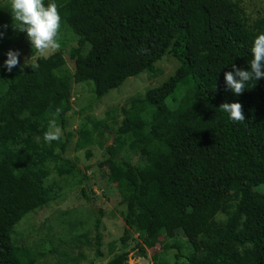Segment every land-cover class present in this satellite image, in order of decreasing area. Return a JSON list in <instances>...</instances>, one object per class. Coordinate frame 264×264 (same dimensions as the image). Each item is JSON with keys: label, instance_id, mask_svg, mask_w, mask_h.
Segmentation results:
<instances>
[{"label": "trees", "instance_id": "16d2710c", "mask_svg": "<svg viewBox=\"0 0 264 264\" xmlns=\"http://www.w3.org/2000/svg\"><path fill=\"white\" fill-rule=\"evenodd\" d=\"M55 1L61 21L79 37L70 51L72 75L62 71L60 52L8 72L3 64L10 49L23 43L31 54L35 50L26 32L14 30L10 10L0 7V264H25L10 233L53 199L43 186L50 163L60 175L82 174L76 163L61 159L70 133L51 144L43 138L50 119L67 126L70 79L92 81L99 99L127 78L153 72L168 48L179 62L174 73L120 108L115 129L106 118L81 127L76 149L93 144L95 136L115 135L99 164L118 183L123 245L133 230L152 246L168 224L182 220L197 238L188 254L177 246L173 264H264V193L254 189L264 185V78L236 96L224 76L233 64L250 70L264 17L249 26L232 0ZM176 96L184 110L172 114L167 101ZM236 101L243 106L242 123L219 109ZM124 149L144 161L133 164L121 156ZM220 213L222 221L216 220ZM100 218L94 221L97 246ZM103 264H128V255L120 252Z\"/></svg>", "mask_w": 264, "mask_h": 264}, {"label": "rangeland", "instance_id": "374dc122", "mask_svg": "<svg viewBox=\"0 0 264 264\" xmlns=\"http://www.w3.org/2000/svg\"><path fill=\"white\" fill-rule=\"evenodd\" d=\"M242 10V15L249 26L264 17V0H232ZM57 4V2L54 0ZM45 5L49 0H44ZM10 0H0V7L8 10ZM58 5V4H57ZM78 36L63 20L58 32L59 49L49 50L44 55L31 54L25 44L16 46L19 52V64L35 63L37 57L60 52L65 60L62 71L74 72V61L70 51L77 46ZM89 45L85 44L83 53ZM179 62L170 49L154 63L153 72H142L135 77L127 78L119 87L110 90L97 99L93 94L92 81L76 83L70 79L71 109L66 114L67 126L61 128L64 139L70 133L61 159L76 163L82 174H62L54 162L49 165L50 174L43 180L52 200L42 208L26 214L10 233L11 240L21 249V261L25 264H103L114 255L126 252L128 264H173L174 255L181 248L183 254L191 251V244L197 238L195 231L182 220L167 225L164 232L156 238L152 246L143 243L142 236L131 231L126 245L121 242L125 224L122 218L124 205L118 191V183L106 177V169L100 162L107 158L106 145L115 136L105 133L102 138L95 136L96 141L86 148L76 149V138L83 126H91L94 120L106 118L112 129L120 123L123 115L120 108H129L132 98L142 95L147 89L157 86L169 78ZM172 114L182 112L180 96L168 100ZM109 114L106 116V112ZM166 125L162 126L165 130ZM58 152V151H56ZM133 164L144 161L139 153L128 149L121 152ZM264 193V185L254 188ZM87 196V198H86ZM89 198V200H88ZM100 213L101 243L96 245V215ZM225 215L220 213L216 220L222 221ZM97 250L101 253L97 254Z\"/></svg>", "mask_w": 264, "mask_h": 264}, {"label": "clouds", "instance_id": "9594fccd", "mask_svg": "<svg viewBox=\"0 0 264 264\" xmlns=\"http://www.w3.org/2000/svg\"><path fill=\"white\" fill-rule=\"evenodd\" d=\"M8 9L11 12L13 20V28L18 32H26L27 39L31 43V47L35 52L44 55L49 50L59 49L58 32L61 27V16L58 12V6L54 0H49L45 5L44 0H10ZM6 28L7 25H4ZM4 35L0 32V37ZM251 59L248 61L250 70L242 69L233 64L234 71H228L224 74L227 90L240 96L245 89H252L246 84L250 81H258L264 78V32L259 33L251 46ZM19 64V52L9 50L7 59L4 61L3 67L8 72ZM28 66L25 60V65ZM35 68L36 65H31ZM219 109L228 113L229 118L233 122L242 123L246 117L243 112V106L240 102H224ZM59 112V109H57ZM62 136L61 128L55 119H50L48 129L44 133V141L51 144L53 141L60 140Z\"/></svg>", "mask_w": 264, "mask_h": 264}]
</instances>
